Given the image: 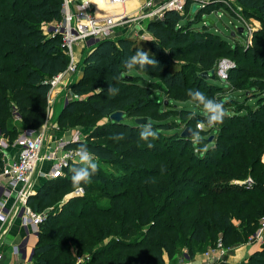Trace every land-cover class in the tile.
Returning <instances> with one entry per match:
<instances>
[{
    "label": "trees",
    "instance_id": "trees-1",
    "mask_svg": "<svg viewBox=\"0 0 264 264\" xmlns=\"http://www.w3.org/2000/svg\"><path fill=\"white\" fill-rule=\"evenodd\" d=\"M63 1L0 0V132L10 143L24 128L45 124L49 79L69 63L61 34L44 29L63 19ZM239 2L245 11L257 14L264 32V0ZM123 5L120 9L126 8ZM232 8L210 1L191 13L188 2L185 13L170 9L162 18L150 20L146 43L124 34L90 46L85 73L71 84L80 97L68 100L57 122L62 124L75 114L76 122L107 118L92 128V140L70 144L85 143L98 169L86 184L81 182L83 195H70L41 223L33 264H70L74 255L65 249L68 240L60 241L66 226L73 229L76 244L95 246L91 257L101 258L82 264H166L167 257L183 255L184 250L194 258L218 239L226 247L245 242L258 229L264 199L258 201L250 194L264 198V40L256 37L246 47L243 41L225 37L244 32L238 29L236 20H241L233 16ZM221 9L223 14L218 16L216 10ZM207 10L220 18L229 15L230 32L210 30L206 24L194 26L193 21ZM205 20L216 24L212 17ZM138 48L156 62L126 68L124 60ZM222 56L236 60L232 81L236 72L250 73L247 77L254 82L246 88L239 81L224 85L215 74ZM178 57L190 61L175 66ZM205 70L216 77H205ZM109 84L118 91L111 93ZM189 88L222 101L223 121L209 126L206 110L187 94ZM116 111H123L120 120L111 118ZM144 117L145 121L137 122ZM144 122L158 134L149 137L151 146L139 137ZM186 127L200 133L199 143L182 134ZM3 164L0 153V171ZM71 167L61 176L37 182V191L28 198L35 211H43L78 187L71 182ZM235 264H264V243Z\"/></svg>",
    "mask_w": 264,
    "mask_h": 264
},
{
    "label": "built area",
    "instance_id": "built-area-1",
    "mask_svg": "<svg viewBox=\"0 0 264 264\" xmlns=\"http://www.w3.org/2000/svg\"><path fill=\"white\" fill-rule=\"evenodd\" d=\"M106 1L110 4L122 5L126 3V0ZM210 1H219L233 6L229 0H166L156 8L143 9L135 15L129 16L125 11L108 15L98 14L92 0L63 1V19L44 26L45 32L48 34H61L62 44L69 55V63L66 69L49 79V108L46 122L40 128H24L12 143L0 132V153L4 162L0 171V222L7 221L10 215L14 214L21 218L22 225L26 230L20 242L12 246L16 261L8 264L33 263L36 243H32L31 238H38L40 225L47 217L44 211H35L28 203L29 196L34 193L33 186L37 178L35 174L40 173L42 176L50 178L58 177L63 175L73 163L79 162L75 158L77 147H71L70 144L83 140L80 131L60 137L50 149L44 150L46 126L50 104L53 99L52 94L57 91L60 85H63L66 89L68 88L65 95V104L70 98L80 97L79 94L72 91L70 84V75L77 68L75 60L78 53L75 46L90 47L102 38L112 37L119 25L131 22L141 23L145 18L150 20L160 19L170 9L185 13L188 2L192 10L194 4H196L197 9ZM153 3L154 0H147L146 2L148 5ZM216 12L218 11L216 10ZM229 66L230 62L227 60H222L219 63L216 75L220 80L226 81L228 79ZM198 126L202 127V123H199ZM12 145L18 147V154L15 159L11 158L9 153ZM43 161H48L51 164L50 171L47 173L41 169ZM84 193V187L78 186L71 192V195H83ZM11 197H13L12 202L9 200ZM260 224L258 229L250 235L249 242L264 243V216ZM228 250L229 248L224 245L222 239H218L214 246L205 251L207 259L201 264H216L215 259L222 258ZM181 259L183 264H195L187 250H184ZM1 260L2 253L0 252V264Z\"/></svg>",
    "mask_w": 264,
    "mask_h": 264
},
{
    "label": "rangeland",
    "instance_id": "rangeland-1",
    "mask_svg": "<svg viewBox=\"0 0 264 264\" xmlns=\"http://www.w3.org/2000/svg\"><path fill=\"white\" fill-rule=\"evenodd\" d=\"M164 1H166V0H154L153 4L148 5V4H146L147 0H126V4L123 5V7H126V8L123 10L126 11L129 16H132V15H135L136 13L140 12L143 9L147 10V9L156 8ZM229 1L234 6V8H232V9H234L233 10V12H234L233 16H235L241 20V22H239L238 20H236V22H237V24L244 27V32L241 31V32H243V34L237 33L235 38L229 37L228 35H226L225 37H227L232 42H235L236 40L243 41L245 43L246 47H247V45H252L254 43V39L256 37H259L262 40H264V32L261 31L263 28V23L260 20V18L257 16V14L254 12L245 11L241 7L239 0H229ZM219 3H221V2H219ZM117 6L121 7V5H117ZM142 7H144V8H142ZM221 14H223V9L218 11V16ZM218 16H217V13L215 11L211 12L210 10H207L206 12H204L202 14V16H201V18H199V20L193 21V24H194V26H198V27H202L204 24H206L207 28L210 30H215L216 28H218V29H221V30L229 33L230 32L229 29H231V27L227 25L228 21L231 20L229 15H223L222 18H220ZM206 17H212L213 19H215L216 24L213 25V24H211L210 21L205 20ZM149 21H150L149 18H145L142 23H139V22L137 23L138 25H136V26L138 27L137 28L138 34L136 36H132L131 30L129 28H128V30H126L127 35L132 36V37H136V39L140 43H146L147 40L149 39V37L151 36V34L147 30V25H148ZM132 24H136V22H133ZM133 26H135V25H133ZM245 28H246V30H245ZM124 29H125L124 27H121V30H119L118 33H116L113 37L117 38V36H121V35L126 34L125 32H122V31H125ZM120 32H122V34H120ZM89 48L90 47L87 46L85 48L79 49L78 46H75V50L79 55L75 60L77 63V68H76V71L73 73V78L76 77V79H77L79 76L84 75V73H85L84 58H85ZM174 60H175L174 64H176L175 66H179V63H181L183 61L184 62L190 61V58L189 57H178V58H175ZM222 60H227L228 62H230V66L228 69V79L226 80V82L223 81L224 85H227L230 83L233 84L234 81H239L241 83L240 87L246 88L254 82V80L247 77L248 75H250V73H245L244 75H240L236 72H233V74L235 73V80L232 81L230 79V72H231V69L236 66V60L233 58L227 57V56H222V58L220 59V62ZM220 62H218V65L216 66L215 72H217V69L219 67ZM250 69L253 70L252 68H250ZM251 74H255V72L251 71ZM71 81H73V80H71ZM84 97H86V95H84ZM160 98H162V97H160ZM64 101L65 100H63L61 104L59 102H57V104H59V105H58L57 109L55 110V115L51 114L50 116H48V121H47V126H46V137H45V142H44V150L50 149V147L53 146V143L56 140H58L60 137L65 136L66 134H69V133H73L75 131H80V133L83 135V140H86L90 137L91 130L95 125H98V124H101V123H104L107 121V118H99V119L94 120L93 123H90L89 119L83 118L82 120L76 122V116L77 115L75 114L76 116L75 115L71 116L72 118L67 119L62 124H58L57 120H55V119L57 118V115L59 113L60 106H61V108H63ZM55 105H56V103H55ZM55 105H54V109H55ZM202 126H203V124H202ZM90 139L92 140L93 138L90 137ZM203 145H205V143ZM262 161L264 162V153L262 155ZM105 167L111 172L114 171L113 167H111V166L106 165ZM36 175H37V173H36ZM247 179H248V181H251L252 177L249 176ZM218 180H222V179H218ZM93 194L97 195V193H93ZM70 195H71V192H68L63 197H61L60 199H56L52 205L45 207L43 209V211L46 213V216L49 213H52L54 211L59 210L62 203L71 197ZM250 195H253V197L258 201H260L261 199H264V198H261V197L255 195V194H250ZM262 197H264V194ZM101 201L104 202L105 199L102 198ZM250 207H252V204H250L249 207H247L245 209V212H248ZM234 214H236V215H234L233 220H234L236 225H239L241 223V220L237 216V213H234ZM262 217L259 219V225H261L260 222H261ZM68 231L70 232L69 237H67V235H66V233ZM72 232H73V229L72 228L68 229L66 226V228H64L62 230V237L60 238L61 242H64L65 239L68 240L65 249L71 250V252L74 255V259H71L69 261V263L70 264H82L83 262L88 261V260L99 261L101 259L100 257L94 258V257H91V254H90V252H91L90 250L95 248V246L92 245L88 248H82L81 242L76 244V242L74 240L76 238L72 237V235H71ZM64 235H66V238H63ZM249 237L246 239L245 242L235 243L234 245L227 246V247L228 248H230V247L238 248V247L242 246V244H245V246H247L248 245L247 242H249ZM103 241H106V239H104ZM208 247H211V246L208 245ZM206 248L207 247H203L201 250H198V251L202 252ZM184 249H187V247H184L180 250H184ZM248 257H245L244 260H247ZM29 264H33V263L29 262Z\"/></svg>",
    "mask_w": 264,
    "mask_h": 264
},
{
    "label": "crops",
    "instance_id": "crops-1",
    "mask_svg": "<svg viewBox=\"0 0 264 264\" xmlns=\"http://www.w3.org/2000/svg\"><path fill=\"white\" fill-rule=\"evenodd\" d=\"M74 1L76 2L77 0H74ZM92 3L94 4L96 12L98 14H101V15H108V14L119 13L121 11H124L123 9H120L121 8L120 6H117L118 4H110L106 0H100V1L99 0H92ZM143 21H141V23ZM132 23L133 22L119 25L116 28L113 36L116 33H118L119 30H121V27L125 28L124 29L125 31H122V32L126 33L127 32L126 30H128V28H129L131 30L132 36H136L138 34V32H137L138 27L136 25H138V24L137 23L132 24ZM133 25H135V26H133ZM122 32H120V34H122ZM77 46L79 47V49L83 48V47H81V45H77ZM78 55H77V57H78ZM80 77L81 76H79L78 78H80ZM75 79H76V77L73 78V74L70 75V82H71L70 84H72V82ZM71 80H73V81H71ZM67 89L63 85H60L57 88V91L52 94L53 99H52L51 104H50L49 116L51 114L55 115V110L57 109V107L59 105V104H57V102H59L61 104L62 101L65 100V95L67 93L66 92ZM55 103H56V105H55ZM54 105H55V109H54ZM64 105H65V101H64ZM62 109L63 108H61V106H60V110H59V113L57 115V118H58L60 112L62 111ZM57 118L55 120H57ZM69 134H71V133H69ZM69 134H66V136ZM9 151H10L9 153H10L11 158L15 159L17 157V154H18V147L16 145H12L10 147ZM50 165L51 164L48 161H43L41 164L42 171H44L46 173L48 171H50ZM35 176L37 178H36V180L34 182V186H33L34 187V193L37 191L36 184L38 181L40 182L41 179L50 178V177H47L44 175L42 176L40 173L39 174L37 173V175L35 174ZM9 200L12 202L13 197H11ZM25 233H26V230L24 229V227L22 225L21 218L15 216L14 214L10 215V217L8 218L7 221L0 222V252L2 253L1 264H8V263H12V262L16 261V256L12 252V246L14 244L20 242V240L23 238ZM37 239H38L37 237H32L31 242L35 244L37 242ZM247 244H248L247 246H245V244H242V246H240L238 248L230 247L229 250L226 252V254L222 258L215 259V261H216L215 263L216 264H235L237 262H241L245 259V257H248L249 255H251L255 251L262 249V245H263L262 243H260L258 241L247 242ZM207 249H205L202 252L198 251L194 254L193 260L195 261V264H201L204 260L207 259V256L205 254V251ZM181 256L182 255L178 254L173 258L167 257L166 258V264H183ZM25 264H29V263L25 262ZM132 264H140V263L134 261Z\"/></svg>",
    "mask_w": 264,
    "mask_h": 264
},
{
    "label": "clouds",
    "instance_id": "clouds-1",
    "mask_svg": "<svg viewBox=\"0 0 264 264\" xmlns=\"http://www.w3.org/2000/svg\"><path fill=\"white\" fill-rule=\"evenodd\" d=\"M156 61L150 56L149 52L138 48L133 54L124 60L126 68L139 66L143 68L145 64L155 63ZM108 90L111 93L118 91L116 87L109 84ZM187 94L196 101L197 104L202 105L207 112L206 123L209 126H214L218 122H222L226 113L223 102L213 96L206 95L198 88L187 89ZM190 137L197 143L200 142V133L194 129H189ZM157 132L151 123L144 122L139 131V137L147 142L149 146L152 140L149 137L155 138ZM75 158L79 161L78 164H73L71 167V182L79 187H82L81 182L86 184L89 178L94 175L98 169V163L94 159V154L90 152L85 143H80L75 150Z\"/></svg>",
    "mask_w": 264,
    "mask_h": 264
},
{
    "label": "water",
    "instance_id": "water-1",
    "mask_svg": "<svg viewBox=\"0 0 264 264\" xmlns=\"http://www.w3.org/2000/svg\"><path fill=\"white\" fill-rule=\"evenodd\" d=\"M195 9H196V4L193 5L192 10H191V13H194ZM238 29L240 31H244V27L243 26L238 27ZM202 74L205 77H212V78H215L216 77V75L214 73H212L210 75L207 70L203 71ZM122 117H123V111H116V112H114V113L111 114V118L112 119H115V120H120ZM136 120H137V122H142V121H145L146 120V117H144V118H137ZM189 129H191V128L190 127H186L184 129V131L182 132V134L183 135H189V131H188ZM210 139H212V136L210 137Z\"/></svg>",
    "mask_w": 264,
    "mask_h": 264
},
{
    "label": "bare ground",
    "instance_id": "bare-ground-1",
    "mask_svg": "<svg viewBox=\"0 0 264 264\" xmlns=\"http://www.w3.org/2000/svg\"><path fill=\"white\" fill-rule=\"evenodd\" d=\"M142 8H144V7H142Z\"/></svg>",
    "mask_w": 264,
    "mask_h": 264
}]
</instances>
